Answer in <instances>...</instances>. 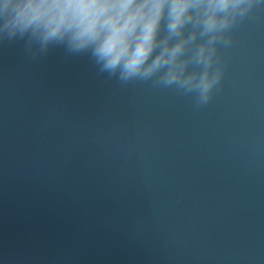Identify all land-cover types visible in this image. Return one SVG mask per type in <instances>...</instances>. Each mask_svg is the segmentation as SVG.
Segmentation results:
<instances>
[{
    "label": "water",
    "instance_id": "95a60500",
    "mask_svg": "<svg viewBox=\"0 0 264 264\" xmlns=\"http://www.w3.org/2000/svg\"><path fill=\"white\" fill-rule=\"evenodd\" d=\"M212 100L0 42V264H264V6Z\"/></svg>",
    "mask_w": 264,
    "mask_h": 264
},
{
    "label": "clouds",
    "instance_id": "9594fccd",
    "mask_svg": "<svg viewBox=\"0 0 264 264\" xmlns=\"http://www.w3.org/2000/svg\"><path fill=\"white\" fill-rule=\"evenodd\" d=\"M264 0H0V42L32 59L87 55L121 85L150 83L207 105L224 76L221 49Z\"/></svg>",
    "mask_w": 264,
    "mask_h": 264
}]
</instances>
